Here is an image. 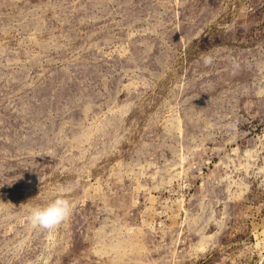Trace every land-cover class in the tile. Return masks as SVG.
I'll use <instances>...</instances> for the list:
<instances>
[{
	"label": "rangeland",
	"instance_id": "obj_1",
	"mask_svg": "<svg viewBox=\"0 0 264 264\" xmlns=\"http://www.w3.org/2000/svg\"><path fill=\"white\" fill-rule=\"evenodd\" d=\"M0 264H264V0H0Z\"/></svg>",
	"mask_w": 264,
	"mask_h": 264
},
{
	"label": "clouds",
	"instance_id": "obj_2",
	"mask_svg": "<svg viewBox=\"0 0 264 264\" xmlns=\"http://www.w3.org/2000/svg\"><path fill=\"white\" fill-rule=\"evenodd\" d=\"M206 63H211V58H206ZM68 189H61L63 193ZM72 213V206L68 199L63 195H57L55 199L51 200L45 206L33 207L27 217L29 224L34 229H43L52 231L59 225L66 222Z\"/></svg>",
	"mask_w": 264,
	"mask_h": 264
}]
</instances>
